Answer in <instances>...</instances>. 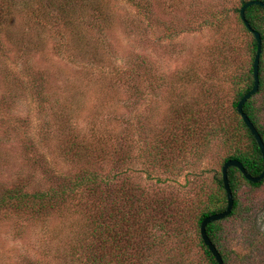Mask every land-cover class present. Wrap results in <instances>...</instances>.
Wrapping results in <instances>:
<instances>
[{"label": "rangeland", "instance_id": "obj_1", "mask_svg": "<svg viewBox=\"0 0 264 264\" xmlns=\"http://www.w3.org/2000/svg\"><path fill=\"white\" fill-rule=\"evenodd\" d=\"M105 1L110 7V21L106 23L110 29L87 26L82 31L88 43L100 39L95 47L82 39V46L89 45L102 54L101 62L89 64L73 51L58 52L56 41L66 31L60 32L55 26L34 30L19 39L4 36L1 41L0 193L22 182L31 200L22 209H0V264H82L79 258L85 259L82 252L73 255V233L80 221L67 206L56 209L47 205L39 214L31 209L34 204L41 207V201L32 195L57 185V177L73 168L61 151L62 140L58 141L62 127L74 126L79 137L89 144L102 138L112 142V131L119 132L125 123L133 137V130L143 128L141 134H135V140L145 138L150 127L158 126L167 113L169 83L177 75H181L179 89L187 97L212 86L215 96L229 105L232 73L238 67L248 68L251 35L239 20L241 0H174L173 6L168 0H143L146 5L153 2L147 11H153L154 16H146V29L135 35L127 31L123 22L140 15L136 8L128 0ZM112 4L117 9L113 25ZM229 45L242 52L240 57L234 54L237 62H232L231 53H227ZM132 59L144 61L141 69L146 71L145 96L138 105L132 103L128 84L112 87L116 65L128 67ZM34 74H40L41 84L34 81ZM223 155L220 145L213 144L200 158L182 160L179 172H147L146 166L136 160L128 173L148 189L161 186L166 196L196 191L206 196L212 190L214 175L221 170ZM107 169L112 174V166ZM107 188L112 189V180ZM257 219L264 231V208ZM166 230H154L156 236H164L165 242L141 264H203L201 252L191 246L197 235L195 227H190L184 236L172 235L170 227ZM243 233L233 227L231 245L237 247ZM181 238L190 243L188 248L181 246ZM182 251L185 256L181 259Z\"/></svg>", "mask_w": 264, "mask_h": 264}, {"label": "trees", "instance_id": "obj_2", "mask_svg": "<svg viewBox=\"0 0 264 264\" xmlns=\"http://www.w3.org/2000/svg\"><path fill=\"white\" fill-rule=\"evenodd\" d=\"M168 1L172 3L169 6L174 5V0ZM247 1L241 0L237 11L245 31L251 35L250 60L248 68L238 67L231 75L229 82L233 96L229 105L215 96L212 86L201 88L196 96L187 97L186 92L179 89V74L169 83L167 113L158 126L150 127L145 138L135 140V134H141L143 128L133 130V137L127 123L119 132L112 131V142L104 138L96 139L91 144L84 142L74 126L66 125L59 130L61 151L73 168L57 177L60 179L57 185L32 195V198L41 201V207L34 204L31 209L39 214L41 208L47 205L56 209L65 205L71 214H75L80 225L73 233L75 241L71 245L76 248L72 249L73 255L81 252V255H85L84 261L79 258L82 264H141L165 242L164 236H156L154 230L165 229L167 232L168 227L174 236H184L183 233H187L190 227H195L197 235L192 239L191 246L197 248L198 253L201 252L203 264H218L201 236L200 226L206 216L224 211L227 207L223 165L229 159H238L253 176L259 175L264 168L259 144L237 109L241 98L254 85L253 66L258 45L254 33L241 17V7ZM128 2L140 15L135 18L130 16L123 23L128 32L134 35L143 33L146 16H154L153 11H147L148 5L152 7L153 2L147 5L143 0ZM106 3L105 0H0V49H4L1 44L4 36L18 38L55 26L60 32H67L56 41L58 52L73 51V55L85 59L89 64L101 62L102 54L89 46L99 45L100 39L88 43L89 38L85 40L82 31L87 26H98L103 31L110 29L111 25L106 24L110 21L107 9L110 7ZM113 6L112 25L116 13ZM216 17L222 20L219 15ZM246 18L251 27L260 32L263 46L259 68L260 88L244 104V111L264 140V7L249 6ZM174 36H177V32ZM82 39L89 45L82 46ZM228 52L231 53L232 62H237L234 54L242 56L235 46L229 45ZM137 61L132 59L131 65L124 68L116 65L112 72V87L118 83L128 84L134 105H138L145 96L146 71L141 69L144 61ZM42 80L40 74L35 75L34 81L41 84ZM131 100L128 102L130 107ZM138 119L143 120L141 116ZM213 144L220 145L224 155L220 159L221 170L214 175L212 190L206 196L200 191L185 196H177L178 193L166 196L161 186L148 189L128 173L129 166L136 160L146 166L147 172H179L183 166L182 160L186 162L190 156L200 158ZM103 165H106L105 169ZM107 166H112V174ZM228 177L234 197L233 209L225 218L207 225L208 235L225 264H264V231L258 226L257 219L258 212L264 208V178L253 182L235 166L229 167ZM111 180L112 189H109L107 185ZM23 184L17 183L0 193V209L18 210L27 206L31 194L24 190ZM233 227L244 231L237 247L231 245ZM179 242L183 248H188L190 244L185 242V238ZM184 256L182 251L181 259Z\"/></svg>", "mask_w": 264, "mask_h": 264}, {"label": "water", "instance_id": "obj_3", "mask_svg": "<svg viewBox=\"0 0 264 264\" xmlns=\"http://www.w3.org/2000/svg\"><path fill=\"white\" fill-rule=\"evenodd\" d=\"M251 5H261L264 7V0H249L246 3L243 4V6L241 7V17L244 21V23L246 24V26L254 33L258 45H257V53L255 56V60H254V66H253V72H254V85L251 88V90H249L239 101L238 105H237V109L238 112L240 113V115L242 116L244 122L246 123V125L249 127V129L251 130L252 134L254 135V137L256 138L259 147L261 149L262 155H263V159H264V140L261 136V134L259 133L258 129L256 128V126L254 125V123L252 122V120L250 119V117L248 116V114L244 111V104L248 101V99H250L260 88V78H259V68H260V57H261V53H262V38H261V34L259 31L253 29L249 23V21L246 18V9L251 6ZM231 166H235L238 167L242 173L245 175V177L253 182H259L264 178V168L263 171L257 175V176H253L252 174H250L247 169L245 168V166L243 165L242 162H240L238 159L232 158L229 159L225 162V164L223 165L222 168V173H223V181H224V187L226 189L227 192V198H228V203H227V207L224 211L221 212H217V213H213L210 214L208 216H206L202 222H201V226H200V231H201V236L205 242V244L209 247L210 251L212 252V254L214 255V257L216 258L218 264H225L224 259L221 255V253L218 251L216 245L213 243V241L210 239L208 232H207V225L213 221H218L221 220L223 218H225L226 216H228L232 209H233V205H234V197H233V192L230 186V182H229V177H228V169Z\"/></svg>", "mask_w": 264, "mask_h": 264}]
</instances>
